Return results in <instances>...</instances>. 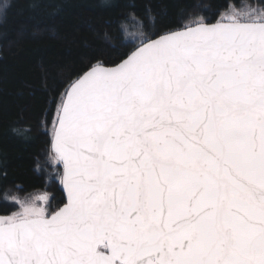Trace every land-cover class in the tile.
<instances>
[{"label":"snow or ice","instance_id":"snow-or-ice-1","mask_svg":"<svg viewBox=\"0 0 264 264\" xmlns=\"http://www.w3.org/2000/svg\"><path fill=\"white\" fill-rule=\"evenodd\" d=\"M122 2L116 60L56 102L59 204L0 193V264H264V0H192L164 27Z\"/></svg>","mask_w":264,"mask_h":264},{"label":"trees","instance_id":"trees-1","mask_svg":"<svg viewBox=\"0 0 264 264\" xmlns=\"http://www.w3.org/2000/svg\"><path fill=\"white\" fill-rule=\"evenodd\" d=\"M5 2L9 6L0 11V160L5 162L0 193H47L54 209L62 199L60 184L44 164L56 102L91 62L116 60L118 53L109 47L104 33L114 32L125 4L122 0ZM146 2L139 0V12ZM191 2L152 0V6L161 13L164 27L179 22ZM14 128L27 129V138L18 137ZM8 212V204L0 202V215Z\"/></svg>","mask_w":264,"mask_h":264},{"label":"rangeland","instance_id":"rangeland-1","mask_svg":"<svg viewBox=\"0 0 264 264\" xmlns=\"http://www.w3.org/2000/svg\"><path fill=\"white\" fill-rule=\"evenodd\" d=\"M2 1H3V0H0V5L2 4ZM44 166H46V167L48 168V172H49V173L53 174L55 178L57 177V176H56V170H55V169L52 167V165L47 161V156H46V160H45V164H44ZM40 194H43V193H40ZM17 195H18V194H17ZM33 195H36V194H33ZM48 195H49V194H48ZM19 196H21L22 198H23V197H27V196H22V195H19ZM49 196H50V195H49ZM50 197H51V196H50ZM0 202H4V203L8 204L10 211H14V210H16L14 205H11V204H9V203H7V202H5V201H2V200H0Z\"/></svg>","mask_w":264,"mask_h":264},{"label":"water","instance_id":"water-1","mask_svg":"<svg viewBox=\"0 0 264 264\" xmlns=\"http://www.w3.org/2000/svg\"><path fill=\"white\" fill-rule=\"evenodd\" d=\"M59 188H60V192H61V195H62V187H61V185H60V187H59Z\"/></svg>","mask_w":264,"mask_h":264}]
</instances>
